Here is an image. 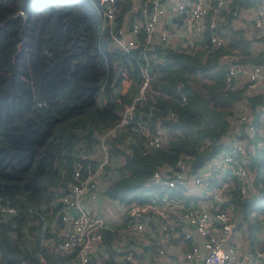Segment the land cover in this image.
<instances>
[{
  "label": "trees",
  "instance_id": "1",
  "mask_svg": "<svg viewBox=\"0 0 264 264\" xmlns=\"http://www.w3.org/2000/svg\"><path fill=\"white\" fill-rule=\"evenodd\" d=\"M24 1L0 0V203L15 208L0 216V264H69L72 253L54 251L44 242L60 221L58 184L70 178L76 161L83 168L92 165L85 155L132 100L141 77V48L121 51L98 39L94 12L77 0H27L26 7ZM117 2L120 16L127 1ZM252 2H225L218 25L226 36L222 44L213 46L205 29L190 50L182 45L155 49L144 98L108 136L109 153L120 160L109 167L114 175L103 187L106 195L141 202L146 191L157 189L149 180L156 167L173 166L182 154L194 171L226 148L223 136L236 126L232 106L241 89L225 86L221 55L236 51L243 62L264 59V48H254L264 36L248 39L228 24L232 10ZM247 100L257 113L261 94ZM169 111L173 115L164 117ZM156 120L169 137L144 148L137 126ZM249 165L259 195L241 197L234 185L220 204H233L242 219L258 221L264 208V146L249 152ZM101 238L102 248L85 264H120L114 259L119 253L113 247L115 229H102Z\"/></svg>",
  "mask_w": 264,
  "mask_h": 264
},
{
  "label": "built area",
  "instance_id": "2",
  "mask_svg": "<svg viewBox=\"0 0 264 264\" xmlns=\"http://www.w3.org/2000/svg\"><path fill=\"white\" fill-rule=\"evenodd\" d=\"M89 1L98 18V39L104 38L109 47L121 51H129L136 45L141 48L140 81L115 126L126 122L133 114L135 102L140 103L144 98L151 76L149 61L155 57L157 47L182 45L190 50L193 43L201 40L205 29L213 46L226 39L218 25L227 0H126L127 7L120 16L117 0ZM237 13V9L232 10L228 21L230 26L234 27L232 19ZM249 13L252 26L264 29V0H253ZM168 14L172 19L166 21ZM178 16L182 17L179 26L184 21L185 26H189L175 32L173 28ZM221 60L226 62L225 86L241 89L232 106L233 118L239 123L233 127L235 133L223 139L226 148L217 151L194 171L188 170V163L182 154L179 155L173 166H160L152 171L149 180L157 189L146 191L143 201L122 202L103 192L104 185L114 175L109 167L114 164L116 156L109 153L107 141L108 136L118 130L114 126L101 133L98 142L85 155L92 165L87 163L83 168L82 163L76 161L70 178L58 184L55 201L60 203L57 210L60 221L52 226V235L44 242L54 251L72 253L69 264H85L94 255L101 245V230L104 228L115 229L113 245L120 244V264H166L164 244L174 237L181 238L185 245L180 264H264V208L257 219L259 228L252 235L249 248L240 250L232 238L239 212L233 204L219 205L227 199V195L221 197L220 193L225 191L228 194L234 185L241 197L259 195L249 165V152L256 146H264V97L256 104L257 113L252 112L247 97L259 93L260 84L264 87V59L243 62L233 51L222 54ZM237 76L239 82H236ZM100 90L98 88L95 93L96 102L100 101ZM172 115L169 111L164 117ZM137 129L143 136L141 144L144 148L158 146L169 137L166 127L157 120L152 126L139 123ZM251 135L256 136L248 141L246 136ZM130 141L137 142L135 138ZM126 142L123 140L121 145ZM94 149H97L96 156L92 154ZM216 169L228 173L230 180L212 182V172ZM189 182L198 187L196 196L201 200L198 204L189 197L186 188ZM171 187L178 189L183 196L163 190ZM208 195L214 197L211 205H205L202 200ZM14 211L13 206L0 203V216ZM144 232L154 233L158 244L146 259H139L130 242L126 241H135Z\"/></svg>",
  "mask_w": 264,
  "mask_h": 264
},
{
  "label": "crops",
  "instance_id": "3",
  "mask_svg": "<svg viewBox=\"0 0 264 264\" xmlns=\"http://www.w3.org/2000/svg\"><path fill=\"white\" fill-rule=\"evenodd\" d=\"M237 10H238L237 16L232 19L234 22V28H241L244 36L248 39H252V38H255L257 36L258 37L264 36V29H260V28L252 26V23H251V20L249 17L250 5L241 6V7L237 8ZM231 27H233V26H231ZM253 43H255V42H253ZM257 47L260 49L264 48V40L258 39L257 42L254 44V48H257ZM239 81H240V77L237 76L236 82H239ZM258 90H259V93L261 94V98L264 97V87L262 84L259 85ZM232 123L234 125H236L239 123V121L236 119H233ZM233 133H235V132L231 131L228 135L223 136V139L227 138L228 136L232 135ZM254 138L255 137L246 136V139H248V141H252ZM247 144H248V146L251 145L250 142H248ZM212 177H213V181L215 180V181H218L220 183L224 182L227 179L230 180L229 174L224 172V170H220V169L214 170L212 172ZM186 188L190 192L189 197L193 200V203L194 204L200 203L201 200H198L199 197L196 196V193H198V187L196 185L192 184L191 182H189L186 185ZM211 197H212L211 195L203 197V199H202V200H204L203 203L205 205H211L212 204ZM228 197H229V194H227V199H228ZM224 203H225V201H224ZM230 203H232V202H230ZM219 205L225 206L228 204H219ZM255 223H257V221ZM190 226H192V225H190ZM251 227L252 226H250V225L247 226L248 231L251 230ZM241 231H243V233ZM253 233H256V231ZM253 233H251V235L249 234L248 238L246 239V235L244 233V227H241V224L238 222L236 228L232 232V238L235 242L236 247H238V249H240V250H242L244 248H249V243L251 241V237H252ZM126 242H130L131 246L133 247V249H132L133 252L135 253L136 257L139 259H146L149 254H152L154 252V249L158 244L154 233H148V232H144L143 234L139 235L137 238H135V241H133L132 239H127ZM164 245H165L164 246V252H165L164 258L166 260V264H180L181 256H182L183 250L185 249L184 241L179 237H174L171 241H169L168 243H166ZM113 247L117 251H119L120 244H114ZM118 255H116L114 257V259L118 260ZM192 264H194V263H192Z\"/></svg>",
  "mask_w": 264,
  "mask_h": 264
},
{
  "label": "rangeland",
  "instance_id": "4",
  "mask_svg": "<svg viewBox=\"0 0 264 264\" xmlns=\"http://www.w3.org/2000/svg\"><path fill=\"white\" fill-rule=\"evenodd\" d=\"M42 2H47V0H42ZM77 2L79 3V4H81V5H83V6H88L93 12H94V14H95V16H96V18H97V14H96V12H95V10H94V8H93V6H92V4L90 3V1L89 0H77ZM22 6H24V7H26V6H28V1L26 0V1H24L23 3H22ZM97 20H98V18H97ZM189 26V24H187L186 26H185V21H184V23L182 24V25H180L178 28H173L174 29V31L175 32H179V30H181V29H185L186 27H188ZM92 154L94 155V156H96V154H97V149H94V151L92 152ZM119 160H120V158H118V157H116V160H115V162L114 163H118L119 162ZM215 182H217V181H215ZM212 188H216V186H214V185H212ZM227 195V193L225 192V191H222L221 193H220V196L221 197H224V196H226ZM217 196H219V195H217ZM212 198H214L213 197V195H212V197H211V199ZM213 201V200H212ZM238 215H239V223L241 224V227H244V233H245V235H246V239L248 238V236H249V234H251V233H253V232H255V231H257L258 230V228H259V225H257V223H255L256 221H255V219L254 218H252L251 216H248V217H246V218H241V215L238 213ZM257 218L259 219V215L257 216ZM251 222V230L250 231H248V229H247V226H248V222ZM255 223V224H254ZM242 233H243V231H241ZM254 234V233H253Z\"/></svg>",
  "mask_w": 264,
  "mask_h": 264
},
{
  "label": "water",
  "instance_id": "5",
  "mask_svg": "<svg viewBox=\"0 0 264 264\" xmlns=\"http://www.w3.org/2000/svg\"><path fill=\"white\" fill-rule=\"evenodd\" d=\"M182 17L181 16H178L177 18H176V27H178L179 26V24L181 23V19ZM166 21H169V20H171L172 19V15H170V14H168V15H166Z\"/></svg>",
  "mask_w": 264,
  "mask_h": 264
}]
</instances>
